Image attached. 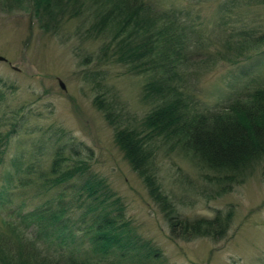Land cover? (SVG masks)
Instances as JSON below:
<instances>
[{
	"label": "trees",
	"instance_id": "obj_1",
	"mask_svg": "<svg viewBox=\"0 0 264 264\" xmlns=\"http://www.w3.org/2000/svg\"><path fill=\"white\" fill-rule=\"evenodd\" d=\"M22 3L43 33L57 35L64 23L75 21L88 38L101 41L99 63L113 62L144 79L141 101L149 109L141 120H134L118 97L100 95L94 105L114 127L115 143L131 168L164 204L173 240L224 238L233 207L208 219L176 217L156 184L155 157L167 145L182 151L213 173L216 185L249 174L264 160V80L252 79L251 87L229 95L216 110L196 96V69L204 60L213 66L262 57L264 33L241 25L222 41L223 51L206 55L185 15L159 11L149 0H1L7 10ZM6 86L0 81V176L6 148L27 121L24 107L9 110L3 104V88H13ZM73 152L54 146L46 164L41 154L33 164L13 163L23 180L0 185V202L24 228L13 223L9 234L0 233V264H164L157 249L133 234L106 180ZM13 199L22 200L10 209ZM38 199L39 205L21 213Z\"/></svg>",
	"mask_w": 264,
	"mask_h": 264
},
{
	"label": "rangeland",
	"instance_id": "obj_2",
	"mask_svg": "<svg viewBox=\"0 0 264 264\" xmlns=\"http://www.w3.org/2000/svg\"><path fill=\"white\" fill-rule=\"evenodd\" d=\"M149 1L159 11L185 15L206 55L215 48L223 51L222 41L241 25L264 33V0L253 4L249 0ZM10 8L0 0V56L5 59L0 62V81L13 87L11 92L3 88V104L9 110L24 107L27 121L6 148L0 185L23 180L13 163L33 164L37 154L43 156L42 161L49 160L54 146L66 153L75 150L73 154H79L106 180L120 198L133 234L157 249L164 264H264V160L249 174L239 179L225 177L216 185L215 175L189 155L168 145L161 147L155 157V182L176 217L208 219L217 210L233 207L224 238L173 240L164 204L152 197L148 184L131 168L115 143L114 127L94 105L97 96L118 97L129 115L141 120L149 109L141 101L144 79L113 62L99 63L101 41L88 38L77 22L64 23L60 33L52 35L41 31L26 3ZM251 58L213 66L204 60L202 68L196 69L199 101L216 110L252 79L264 80V53ZM19 200L13 199L10 209ZM41 202H29L21 213ZM9 212L0 202V233L9 234L13 223L24 228L13 219L15 213Z\"/></svg>",
	"mask_w": 264,
	"mask_h": 264
},
{
	"label": "water",
	"instance_id": "obj_3",
	"mask_svg": "<svg viewBox=\"0 0 264 264\" xmlns=\"http://www.w3.org/2000/svg\"><path fill=\"white\" fill-rule=\"evenodd\" d=\"M4 61H5V59L0 56V62H4ZM59 85L61 86L62 89H64V86H63L61 81H59Z\"/></svg>",
	"mask_w": 264,
	"mask_h": 264
}]
</instances>
